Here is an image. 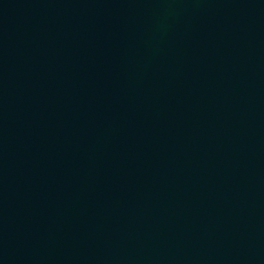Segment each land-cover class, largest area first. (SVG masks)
I'll return each instance as SVG.
<instances>
[{"label": "water", "instance_id": "obj_1", "mask_svg": "<svg viewBox=\"0 0 264 264\" xmlns=\"http://www.w3.org/2000/svg\"><path fill=\"white\" fill-rule=\"evenodd\" d=\"M0 264H264V0H0Z\"/></svg>", "mask_w": 264, "mask_h": 264}]
</instances>
